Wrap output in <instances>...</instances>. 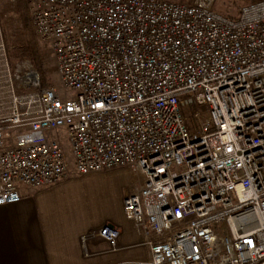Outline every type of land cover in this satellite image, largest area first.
<instances>
[{
    "label": "built area",
    "instance_id": "2783aa9c",
    "mask_svg": "<svg viewBox=\"0 0 264 264\" xmlns=\"http://www.w3.org/2000/svg\"><path fill=\"white\" fill-rule=\"evenodd\" d=\"M26 1L76 96L0 40V205L70 177L64 126L78 173L142 175L123 208L149 258L125 264H264V0L236 18L217 0Z\"/></svg>",
    "mask_w": 264,
    "mask_h": 264
},
{
    "label": "crops",
    "instance_id": "0c3cea01",
    "mask_svg": "<svg viewBox=\"0 0 264 264\" xmlns=\"http://www.w3.org/2000/svg\"><path fill=\"white\" fill-rule=\"evenodd\" d=\"M142 180L138 172L119 166L85 174L70 171L69 178L41 187L19 184L20 200L0 205V264L147 260L143 233L123 208L126 193ZM106 224L121 229V247L113 248L95 233Z\"/></svg>",
    "mask_w": 264,
    "mask_h": 264
},
{
    "label": "rangeland",
    "instance_id": "374dc122",
    "mask_svg": "<svg viewBox=\"0 0 264 264\" xmlns=\"http://www.w3.org/2000/svg\"><path fill=\"white\" fill-rule=\"evenodd\" d=\"M174 1L188 2L190 0ZM256 1L259 0H217L214 5V9L226 17L236 18L240 13V8L242 5ZM21 7L22 5L20 0H0V29L4 35V42L12 62L18 60V58H12V51L18 50L19 46H21L23 42H26L30 39L28 34L29 31L24 27L25 16L28 14H26L24 10L20 9ZM35 45L38 49L40 62L39 64L34 65L46 84L50 87H55L62 99L65 97L69 99L74 98L76 96V91L72 89H66L62 85L58 66L50 43L38 38L35 34ZM186 111L188 121L193 123L192 112L189 109H186ZM205 115L208 117V114ZM12 134H15V132H12ZM51 136L56 138L62 146L66 155L69 170L77 171L76 162L66 127L63 126L56 128L51 132Z\"/></svg>",
    "mask_w": 264,
    "mask_h": 264
},
{
    "label": "trees",
    "instance_id": "16d2710c",
    "mask_svg": "<svg viewBox=\"0 0 264 264\" xmlns=\"http://www.w3.org/2000/svg\"><path fill=\"white\" fill-rule=\"evenodd\" d=\"M21 1V5L22 7L20 9L24 10L26 12V14H28L27 16H25V23H24V27L28 29L29 31V40L26 42H23V44L21 46H19L18 50H14L11 53L12 58H18V59H23V58H27L31 61V63L34 64H39V53H38V49L36 48L35 45V32H34V27H33V23H32V19L30 16V12H29V8H28V4L26 0H20ZM35 67V65H34ZM36 68V67H35ZM42 83L43 85H47L46 82L44 81V79L42 78Z\"/></svg>",
    "mask_w": 264,
    "mask_h": 264
}]
</instances>
